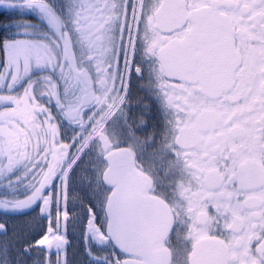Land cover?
I'll list each match as a JSON object with an SVG mask.
<instances>
[{"label":"snow or ice","instance_id":"snow-or-ice-1","mask_svg":"<svg viewBox=\"0 0 264 264\" xmlns=\"http://www.w3.org/2000/svg\"><path fill=\"white\" fill-rule=\"evenodd\" d=\"M0 214V264H264V0H0Z\"/></svg>","mask_w":264,"mask_h":264},{"label":"rangeland","instance_id":"rangeland-1","mask_svg":"<svg viewBox=\"0 0 264 264\" xmlns=\"http://www.w3.org/2000/svg\"><path fill=\"white\" fill-rule=\"evenodd\" d=\"M30 218L28 217H22V218H18V217H8L5 216L3 214H0V222L5 223L10 229H16L17 231H21L25 228L26 224L29 222ZM9 235L11 236V232L9 233ZM6 239L3 236H0V240H4ZM69 258H75L77 261V264H79V261L83 259V257L79 254L76 253L75 257H73V253L70 252L69 253Z\"/></svg>","mask_w":264,"mask_h":264},{"label":"flooded vegetation","instance_id":"flooded-vegetation-1","mask_svg":"<svg viewBox=\"0 0 264 264\" xmlns=\"http://www.w3.org/2000/svg\"><path fill=\"white\" fill-rule=\"evenodd\" d=\"M139 94H140V95H143L142 91H141V92H139ZM8 217H12V216H8Z\"/></svg>","mask_w":264,"mask_h":264}]
</instances>
